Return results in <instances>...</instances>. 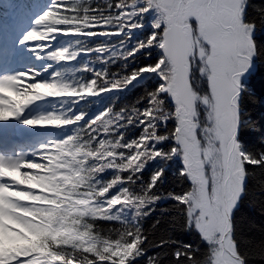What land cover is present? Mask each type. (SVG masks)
<instances>
[{"label":"snow or ice","instance_id":"obj_1","mask_svg":"<svg viewBox=\"0 0 264 264\" xmlns=\"http://www.w3.org/2000/svg\"><path fill=\"white\" fill-rule=\"evenodd\" d=\"M8 3L21 23H0V264H247L236 213L257 168L264 195V150L244 138L255 124L243 100L264 60V7L48 0L28 16L24 0ZM17 52L28 62L9 67ZM148 76L157 83L141 106L88 110ZM173 164L188 186L162 192ZM162 201L203 250L156 237Z\"/></svg>","mask_w":264,"mask_h":264},{"label":"trees","instance_id":"obj_2","mask_svg":"<svg viewBox=\"0 0 264 264\" xmlns=\"http://www.w3.org/2000/svg\"><path fill=\"white\" fill-rule=\"evenodd\" d=\"M19 2V0H17ZM35 0H24L28 8L32 7ZM0 17L7 19L9 10L8 0H0ZM264 7V0H252V9ZM251 11V9H250ZM258 40L260 36L258 34ZM87 60L88 57H84ZM257 71L248 79V93L243 100L244 117L251 123L255 124L253 130L245 129V139L248 141L249 147L259 152L264 150V60H258ZM118 70L113 66V71ZM157 81L151 77H146L138 84L129 86L127 90L113 94H104L106 99H94L92 103L87 105L89 111H96L105 105L112 104L117 109L130 108L133 105L141 106L138 101L145 93L153 88ZM171 127V125H169ZM138 128L128 130L131 137L138 134ZM157 167L156 164L150 162V167L145 171V178L149 173ZM177 165L173 164L167 171L166 180L161 188L162 192L181 191L188 185L180 180L176 175ZM261 178V169L255 170V176L250 179L249 198L242 201L236 213V233L235 239L239 246L240 252L247 258V264H264V195L260 194L259 180ZM161 211H167L170 215L163 217L164 226L156 233L158 238L161 232L166 233L173 240L180 244H192L194 248L203 247L200 239L194 232L189 231L183 226V222L175 210V206L170 201H162L157 209V218ZM102 227L107 228L110 225L101 222ZM144 228L151 233V221L144 222ZM170 248L164 250L158 248H150V254L159 253L164 256L170 252ZM164 264H171V257L164 260Z\"/></svg>","mask_w":264,"mask_h":264},{"label":"rangeland","instance_id":"obj_3","mask_svg":"<svg viewBox=\"0 0 264 264\" xmlns=\"http://www.w3.org/2000/svg\"><path fill=\"white\" fill-rule=\"evenodd\" d=\"M48 3V0H35V5L33 8H31V11L29 14H27L28 16H31L34 13H38L44 6L45 4ZM9 23L11 24V26L9 27V29L6 27V23L8 22H2V20L0 19V23H2L9 32H12L13 30L16 29L18 23H21V19H20V10L19 9H14L13 7H9ZM25 12H29L27 9H25ZM22 23L24 25H26L28 23V20L26 18L23 19ZM27 56L26 54H22L17 52L15 57L12 58V61L9 63V67H18L20 65H22L23 63H27ZM72 64H75V62H71ZM96 98H93L92 100H94Z\"/></svg>","mask_w":264,"mask_h":264},{"label":"bare ground","instance_id":"obj_4","mask_svg":"<svg viewBox=\"0 0 264 264\" xmlns=\"http://www.w3.org/2000/svg\"><path fill=\"white\" fill-rule=\"evenodd\" d=\"M257 68H258V64L256 63V67L254 68L255 69V71L253 72V74L257 71ZM252 74V75H253ZM22 137H24V136H12L11 137V140H12V142L14 141V140H17V139H19V138H22ZM195 234V233H194ZM195 235H197V234H195ZM198 236V235H197ZM200 243H201V245H202V241L200 240Z\"/></svg>","mask_w":264,"mask_h":264},{"label":"water","instance_id":"obj_5","mask_svg":"<svg viewBox=\"0 0 264 264\" xmlns=\"http://www.w3.org/2000/svg\"><path fill=\"white\" fill-rule=\"evenodd\" d=\"M254 71H255V69H253V71H252L251 75L253 74V72H254ZM251 75H250V76H251Z\"/></svg>","mask_w":264,"mask_h":264},{"label":"flooded vegetation","instance_id":"obj_6","mask_svg":"<svg viewBox=\"0 0 264 264\" xmlns=\"http://www.w3.org/2000/svg\"><path fill=\"white\" fill-rule=\"evenodd\" d=\"M202 247H203V243H202ZM201 249V248H200Z\"/></svg>","mask_w":264,"mask_h":264}]
</instances>
